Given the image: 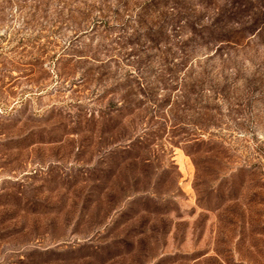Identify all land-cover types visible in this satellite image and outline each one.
<instances>
[{
  "label": "rangeland",
  "instance_id": "1",
  "mask_svg": "<svg viewBox=\"0 0 264 264\" xmlns=\"http://www.w3.org/2000/svg\"><path fill=\"white\" fill-rule=\"evenodd\" d=\"M0 264H264V0H0Z\"/></svg>",
  "mask_w": 264,
  "mask_h": 264
}]
</instances>
